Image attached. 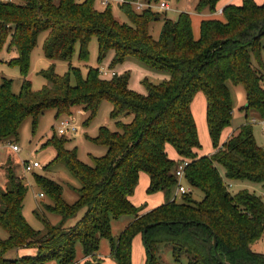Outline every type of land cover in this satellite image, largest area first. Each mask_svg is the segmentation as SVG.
I'll list each match as a JSON object with an SVG mask.
<instances>
[{
  "label": "trees",
  "instance_id": "16d2710c",
  "mask_svg": "<svg viewBox=\"0 0 264 264\" xmlns=\"http://www.w3.org/2000/svg\"><path fill=\"white\" fill-rule=\"evenodd\" d=\"M135 1L119 4L128 24L117 21L111 7L97 11L95 0L0 3V53L6 46L8 53L16 54L8 64L18 67L24 79L18 95L12 92L10 81L4 79L0 85V142L15 143L11 139L29 117L36 130L38 117L48 109L62 118L80 107L88 114V123L107 101L113 106L111 118L116 125L114 131L101 128L93 140L107 150L102 157H92V165L81 162L76 151L65 149V138L48 141L57 151L51 165L64 161L81 188L78 202L70 206L58 184L36 177L41 194L51 200L43 209L60 217V222L52 225L36 213L44 223V234L34 230L23 216L28 188L16 172V164L8 158L0 166L4 178L0 227L8 234L6 239L0 238V264H44L50 260L75 264L79 242L84 264H100L97 254L102 239L110 242L113 260L133 264V244L139 236L145 264H160L156 257L159 244H170L177 259L188 255V264H221L216 253L229 264H264V252L255 250L257 244L264 243V201L248 190L232 194L225 181L252 182L264 188V150L254 136L252 121L256 118L249 117L253 111L259 120L264 119V3L243 0L239 6H226L223 20H202L198 39L190 15L182 13L176 21L166 20L160 38L155 40L150 25L158 13L136 12L130 4ZM220 2L198 0L196 10L215 13ZM42 34L46 35L44 55L52 64L40 72L47 84L35 92L27 77L31 55ZM93 37L99 42L100 60L114 50V64L133 56L170 78L160 85L147 83V94L141 95L129 88L127 76L103 80L94 68L85 78L72 67L65 75H58L54 63L71 64L77 45L79 59L88 61ZM230 84L245 89L246 122L221 143L223 131L232 122ZM199 92L207 99V121L215 149L202 157L198 155L201 145L191 109ZM168 146L177 153V160L168 155ZM183 160L190 162L186 168L190 192L183 195V201L169 199L154 210H138L132 197L140 174L150 177L149 195L170 193L177 184L175 169ZM193 190L203 194L201 201L192 198ZM82 208H86L84 217L75 227L67 228V222ZM125 216L132 221L114 237L112 219ZM23 248L35 249L36 254L4 258L9 250Z\"/></svg>",
  "mask_w": 264,
  "mask_h": 264
},
{
  "label": "rangeland",
  "instance_id": "374dc122",
  "mask_svg": "<svg viewBox=\"0 0 264 264\" xmlns=\"http://www.w3.org/2000/svg\"><path fill=\"white\" fill-rule=\"evenodd\" d=\"M58 1V0H57ZM83 2L85 0H77ZM143 1V0H140ZM155 4H159L165 1L168 5V9L158 13V19L150 25V34L157 40L160 38L164 22L166 20L176 21L180 14L188 13L192 20V28L200 36V27L202 18L205 17L207 12H198L196 10V4L198 0H155ZM111 13L114 18L122 23H129V19L121 10L120 5L117 3H111ZM108 7H103L100 0H95V8L97 11H105ZM140 13V12H138ZM220 20L223 17L220 14H216ZM45 34H42L39 38L38 46L35 48L31 55V69L27 79L32 83L33 91H40L46 84V79L40 74L43 70H48L52 62L46 59L43 51ZM264 46V38L262 40ZM80 46H76L75 54L71 61V64L63 61L55 62L56 73L60 76L69 72L70 68H77L80 70L82 77H86L90 68L98 69L100 77L103 80L114 79L115 74L118 78L127 76L129 78V88L141 95L147 94L146 84L160 85L167 81L170 76L166 72L156 70L149 65L142 62L140 59L129 56L123 63L114 64L115 51L110 50L106 57L102 60L99 59V42L96 37H93L89 43V59L88 61H81L79 59ZM15 53H8L7 47L0 53V85L3 80L6 79L12 84V92L19 94L22 90L23 77L18 67H13L8 64L10 59L15 57ZM253 63L258 66V61L253 58ZM262 64L264 66V51L262 53ZM71 82L74 85L76 78L72 74ZM230 86L233 113L231 127L225 129L222 133L220 142L226 141L230 133L245 124L246 111L244 107L247 105L246 93L243 86ZM112 104L104 101L97 113V115L87 123L88 114H86L80 107H76L70 116L56 118V111L54 109H48L44 111L37 120V128L34 130L33 118L29 117L21 125L18 135L11 139L21 149L19 153H13L9 149V145L0 142V166L5 164L6 160L10 158L16 164L17 174L23 178L28 192L26 194L23 204V216L27 223L36 231L45 233V226L36 213L40 215L41 219L48 221L52 225H57L60 222V217L48 213L43 209L44 205L51 204V200L47 196L40 197L42 191L36 183V177H42L58 184L62 188L63 200L70 206L75 205L79 200L78 190L81 188V182L77 179L71 171L68 169L64 161H57L51 165L54 161L57 151L53 146L48 145V141L53 137L57 139L65 138V149L70 151H76L78 159L87 165H92V157H102L106 154V148L94 143V139L99 136L100 129L103 127L108 128L111 131L116 130L114 120L111 118ZM192 114L195 119V123L198 131V138L201 145L198 150V155L209 156L215 152L214 142L211 138L208 121H207V99L202 92L195 95L192 105ZM250 120L254 127V136L258 145L264 150V130L262 128V122L256 117L253 111L249 112ZM71 118V125L77 129L75 133L70 136H59L57 128L62 119ZM10 141V140H7ZM5 141V142H7ZM168 155L172 160H177L178 155L175 151L168 146ZM8 155V156H7ZM23 162L34 163L38 162L40 167L34 169L32 172H26ZM220 172L225 178V171L220 167ZM231 187L228 186L229 191L232 194H236L241 190H248L249 192L261 197L264 201V188L261 184L252 182H229L225 179ZM185 186L188 187L186 181ZM4 185V178L0 168V187ZM150 185V177L146 173H141L138 184L135 188L134 195L132 197L133 205L142 212H148L164 205L169 199L176 200L178 203L183 201V195L177 193V185L171 190L157 192L153 195L147 193ZM189 188V187H188ZM203 194L196 190L192 191V198L199 202L202 200ZM86 208L79 210L66 224L67 228L75 227L80 220L84 217ZM132 221V217L125 216L119 220L112 219L113 236L118 237ZM8 234L0 227V238L6 239ZM23 249H12L4 254V258L8 260L18 259L23 256H29L33 252L24 251ZM34 250V249H33ZM255 250L258 252H264V243L260 242L255 246ZM36 254V253H35ZM35 254L31 255L34 256ZM156 257L160 264H188L189 256L182 255L177 259L172 250L170 244H159L156 249ZM97 258L100 264H118L111 258V246L107 239H102L100 242V249L97 254ZM84 253L81 243L76 245V263L84 264ZM44 264H58L56 260H50Z\"/></svg>",
  "mask_w": 264,
  "mask_h": 264
},
{
  "label": "built area",
  "instance_id": "2783aa9c",
  "mask_svg": "<svg viewBox=\"0 0 264 264\" xmlns=\"http://www.w3.org/2000/svg\"><path fill=\"white\" fill-rule=\"evenodd\" d=\"M16 0H0V3H14ZM100 3L103 7H108L111 3L117 4H125L128 3V0H100ZM130 4L134 7L136 12H143L144 10H152L154 12H162L168 9V5L165 1L160 2L159 4H155L153 2H147L146 0L140 1L137 0L135 2H130ZM218 14L223 15V10L218 11ZM115 75V74H113ZM71 118L62 119L58 125L57 133L59 136H70L72 133H75L77 129L71 125ZM262 128L264 130V119L261 120ZM6 144V143H5ZM9 145V149L13 153H19L21 151L20 147L16 143H7ZM189 160L181 161L176 169H175V178L177 180V193L184 195L190 192V189L185 186L184 181H186V168L189 166ZM24 169L26 172H32L34 169L39 168L40 165L38 162L29 163L23 162ZM231 187V185H229ZM43 197V194L40 195Z\"/></svg>",
  "mask_w": 264,
  "mask_h": 264
},
{
  "label": "crops",
  "instance_id": "0c3cea01",
  "mask_svg": "<svg viewBox=\"0 0 264 264\" xmlns=\"http://www.w3.org/2000/svg\"><path fill=\"white\" fill-rule=\"evenodd\" d=\"M59 1V0H58ZM57 0H55V2H58ZM257 4L261 5L264 3V0H254ZM243 2V0H221V2L218 4L217 6V12L215 13H211L209 10H205L203 12H207L208 14L202 18V20L204 19H219L218 17H216V14H218V11L223 10L226 6L228 5H241ZM202 13V12H201ZM223 17V15H221ZM194 32V37L196 39L199 38V36L197 35L196 31L193 30ZM232 132L230 133L229 136H231ZM229 138V137H228ZM227 138V139H228ZM226 139V140H227ZM172 148V147H171ZM173 149V148H172ZM174 150V149H173ZM175 151V150H174ZM175 154H177L175 152ZM8 156V155H7ZM171 158V157H170ZM223 175V174H222ZM20 250V249H19ZM24 251H29V249H25ZM29 252H33V254L36 253V250L32 249ZM30 254V255H33ZM84 262L86 261V259H83ZM146 261V254H145V249L143 246V242H142V238L139 236L135 239L134 244H133V264H145Z\"/></svg>",
  "mask_w": 264,
  "mask_h": 264
},
{
  "label": "water",
  "instance_id": "95a60500",
  "mask_svg": "<svg viewBox=\"0 0 264 264\" xmlns=\"http://www.w3.org/2000/svg\"><path fill=\"white\" fill-rule=\"evenodd\" d=\"M214 247L215 248L217 247V238L216 237L214 238ZM216 257L221 264H229L227 261H223L218 253H216Z\"/></svg>",
  "mask_w": 264,
  "mask_h": 264
}]
</instances>
